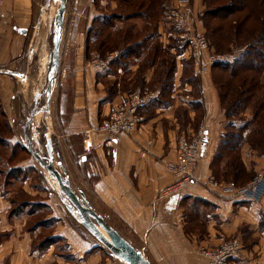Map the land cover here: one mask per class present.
Wrapping results in <instances>:
<instances>
[{"label": "crops", "instance_id": "0c3cea01", "mask_svg": "<svg viewBox=\"0 0 264 264\" xmlns=\"http://www.w3.org/2000/svg\"><path fill=\"white\" fill-rule=\"evenodd\" d=\"M76 3L81 6L84 0H76ZM39 5L38 0H2L0 5V104L8 117L16 116L13 106L20 94L17 89L27 79L28 65L22 67L21 62L24 49L33 39L31 28L40 25ZM81 16L76 14L69 25L61 53L55 95L58 126L56 131L53 130L54 159L60 160L68 178L73 176V169L74 174L77 171L82 176L90 191L86 192L85 200L89 201L88 195L96 204L95 209L92 202H88L91 208L101 212L104 219L141 250L151 264H208L209 260L200 250L215 248L229 238L238 240L241 246L239 257L230 264H254L264 252V227L259 230V209L264 210V206L243 196L231 198L210 183V163L226 123L211 66L202 74L198 73L196 64L193 69L200 87L197 99L203 106L200 124L207 134L195 176L182 195L163 198L160 192L171 181L165 162L174 157L177 140L185 135V132L178 134L175 105L162 107L157 103L146 110L143 108L146 121L131 133L109 138L95 130L107 118L111 106L127 91L120 81L124 71L117 69L120 74L109 92L102 77L116 78L110 72L113 66L110 63L105 70L92 66L91 60L95 56L93 52H87L85 33L80 29L85 18ZM90 17L87 20L91 22L94 16ZM137 21L141 23L143 19ZM160 31L157 29L155 41H164L165 33L162 30L160 34ZM44 53L40 59L43 67L46 65ZM175 58L173 79L181 82V61L187 59V53L179 52ZM155 67L152 65L147 69L146 82L150 81L148 76ZM130 68L135 69L133 65ZM182 83L186 84V81L182 80ZM65 86L70 87L68 93ZM189 90L191 85L187 82ZM189 114L194 116L192 111ZM257 158L264 164V158ZM184 196L199 197L212 204L211 213L200 218L204 230L199 237L187 233V204L181 199ZM10 206L7 193L0 187V264H64V258L53 255L50 249L33 250L36 233L26 228L27 222L21 215L11 213ZM62 235L67 236L66 233ZM76 241V246L69 243L76 251L78 264H121L111 254L106 256L93 251L94 244L89 241Z\"/></svg>", "mask_w": 264, "mask_h": 264}, {"label": "rangeland", "instance_id": "374dc122", "mask_svg": "<svg viewBox=\"0 0 264 264\" xmlns=\"http://www.w3.org/2000/svg\"><path fill=\"white\" fill-rule=\"evenodd\" d=\"M38 1L40 4V25L36 28H31L33 39L31 44L23 51L21 63L22 67H24L23 64L28 65L26 68L27 79L24 84L19 85V89H17V92H20V94L18 101L14 103L13 106V112L16 116L8 117L3 112L0 104V187L4 193H7L11 205L10 211L14 210L15 212L12 214L21 215L27 222L26 228L31 230L32 233H36L33 238V250L42 252L50 249L53 255L64 258V264H78L76 251H74V247L71 246L69 242H73L76 246L78 244L76 240L89 241L91 245L94 244L93 251L106 256H109L110 252L79 223L75 212L72 214L65 208L64 203L58 195L59 189L57 182H55V178L51 177L49 172L29 152L23 131V126L31 110L33 108L44 109L46 105L47 95L44 91L49 75V66L51 64L53 20L60 0ZM180 1L184 0H128V2L123 3H118L114 0H84L81 6L76 3V0L66 1L61 42L59 45L58 72L56 78L53 79L52 82V93L48 105L49 110L45 108L43 112H38L39 115L36 117L37 113L26 128V133L31 139L34 151L38 152L43 159H46L45 134L49 136L52 142L54 141L53 130L55 129L56 131L58 126L55 114V95L59 82L58 74L61 53L64 46V38L75 15L81 14V17L85 18L80 24V29L82 33L85 34L90 27H94L95 30L99 29V23H97L99 20L92 23V21L90 22L87 20L90 16H99L100 19V17L104 15H121L122 19L116 20L113 28H103L101 35H97L96 41H91L90 50L93 51L95 57L102 60H105L114 52H116L115 57H117L118 51L113 49V43L114 41H120L121 34H124L125 30L130 31V42L143 39L144 36L152 32L153 29L155 31L161 29L160 34H162V30L164 31L163 34L165 33L166 36L163 37L164 41L162 39L155 41L153 37L149 38L145 40L144 51L138 58L127 59L128 63H131L130 65H133L135 69L128 68L129 70H124L122 78H120L121 86L126 89V93H130L135 88H142L141 90L143 93H155V97L143 107L146 110L157 104L156 101L160 99L158 88L166 77L167 68L172 64V61L176 62V58L171 51L176 52V54L179 53L176 47L177 37L173 38L170 34L175 33L176 28H174L173 25L170 26L167 20L171 10L178 7ZM186 1L187 5L192 8L195 30H200L209 41V51L224 56V60L219 62L232 63L234 58L240 57L246 49L247 44H249L253 38L257 35H263L264 38V0H216L212 3H207V0H197V3L195 0ZM237 2H239V4H237ZM142 3H144V6L140 7ZM221 6L222 8L223 6H227L229 9V12H227L225 16L209 12L210 10L215 11V9ZM77 9H80V11H77ZM137 12H144L145 14L150 12L152 20H143V22H141L142 24L139 21L136 23V20L139 18L135 16L138 14ZM222 12L225 11L221 10L219 14H222ZM125 15L135 17L124 19ZM154 25H156L155 28L153 27ZM205 25L207 26L205 27ZM109 31H111V38L108 41L107 34ZM167 31L169 33H167ZM161 37L162 36L159 38ZM211 37L217 41L218 51L210 44L212 41ZM169 42L170 44H175L173 50L167 48ZM156 48L157 50L154 52ZM237 48H242L243 50L236 53L235 50ZM95 49L98 50L97 53ZM41 53H44L46 56V65L44 67L40 61ZM113 60L109 61L107 66ZM152 65L156 67L152 75L148 76V78L150 77V81L144 83L145 86L142 85L143 87H141L139 78L143 76L145 79V76L149 74L147 73L149 71H147V69ZM182 66L183 70L180 74L181 82H174L172 77L170 88L164 93V106L175 105V123L177 125V131H180L178 134L181 135L182 132H185L184 134L187 135V137H191V135L198 133V129L201 126L200 122L203 116V108L197 106L198 103L196 101H198L197 98L200 96L196 86L188 82L191 85V90L187 91V81L186 84L182 83V80H184L187 75L189 76L191 74V65L184 62ZM20 71L22 74L24 73L23 70ZM110 72H112L116 78L108 80L106 77H102L107 90L114 88L113 86L116 84V79L120 74L115 67H112ZM214 72L217 74L216 77L221 80L220 82L225 83L222 87L216 88L218 96L220 94L221 97V93L224 94L225 91L227 93L229 91L226 100L219 98V102L220 99L222 100L220 102V107L222 113H224L227 112L226 109H228V100L235 97L237 81H228L227 74H225L224 71L215 70ZM253 76L255 78L254 80H256L254 96L250 99L248 98L249 100L244 103L241 102L240 108H232V114L229 115L228 118L225 116L226 123L223 133L226 132L227 127V131H235L238 135V138L234 136L238 140V147L219 161L220 168L224 166L229 157L242 163L243 171L235 184L231 182V177L227 178V182H223V179L217 180L218 182L234 185L239 188L245 186L258 174H261L264 178L263 160L257 158H264V108L263 110H259L258 113H256L257 110L255 108L256 101L264 96V68L263 72L259 74L246 73L244 77H247L248 80ZM128 78L131 79L128 81ZM20 81L22 80L20 79ZM226 84H229L230 88H226ZM64 88L66 93L70 91V87L65 86ZM37 93H39V98L35 100V96L38 95ZM23 95L25 98H23ZM187 97H189L190 100H187ZM165 101L167 102L165 103ZM191 111L194 112V116L192 115L193 118L189 114ZM239 135H241V137ZM204 136L206 137L207 134L204 133ZM33 138H37L38 141L33 140ZM215 152L216 150L214 154ZM53 161L55 167L62 171L61 167L56 166V162L60 160L55 157ZM62 167L64 168L63 165ZM72 172L73 176H69L72 189L78 195L79 192H82L85 196L86 192H90L87 183L84 182V179L77 171L74 174L75 169H73ZM65 175L67 174L65 173ZM86 198L89 200L88 202H92H90L94 205L92 207L96 209L93 197H88L87 195ZM193 202L194 201L190 199L185 203L187 204V233L190 234L192 232L199 237L204 230L203 222L200 221V218L202 219L203 216L211 213L213 209L212 204L209 202L206 204L195 202L194 208L196 211L194 213L191 205ZM252 202L260 203L264 206V184L258 198L252 199ZM97 208L100 209L99 207ZM92 209L95 210L94 208ZM259 212V222L261 225L259 230L262 231L264 227V210L259 209ZM114 222L115 221H113V224ZM65 233L67 235L66 237L62 235ZM228 240H234L240 244V242L234 238H229L227 241ZM111 258L113 259V257ZM52 264L56 263L53 262ZM121 264L125 263L121 262Z\"/></svg>", "mask_w": 264, "mask_h": 264}, {"label": "built area", "instance_id": "2783aa9c", "mask_svg": "<svg viewBox=\"0 0 264 264\" xmlns=\"http://www.w3.org/2000/svg\"><path fill=\"white\" fill-rule=\"evenodd\" d=\"M1 4L2 0H0ZM168 24L176 28V32L170 34L173 38L177 37V49L179 52L187 53V57H190L197 65L199 74L206 72L212 64L224 60L223 55L209 51L208 39L200 30H195L192 8L187 5L186 0L180 1L179 6L171 10L168 15ZM242 50L237 48L235 52ZM115 55L116 52L111 53L105 60L94 57L91 64L97 70H105L107 63L113 60ZM154 97L155 93H143L140 88H135L111 106L107 118L102 120L95 130L106 134L109 138L137 130L146 121L143 107ZM204 133L205 129L201 125L197 134L191 137L182 135L177 140L174 157L165 162V169L171 175V181L160 192L163 198L182 195L185 186L192 182L201 158L200 149L206 138ZM210 183L220 187L231 198L243 196L252 201L258 198L264 178L258 174L240 188L218 182L213 178L210 179ZM240 251L241 246L238 242L228 240L215 248H202L200 253L209 260L208 264H230L234 258L239 257ZM254 264H264V252L259 254Z\"/></svg>", "mask_w": 264, "mask_h": 264}, {"label": "trees", "instance_id": "16d2710c", "mask_svg": "<svg viewBox=\"0 0 264 264\" xmlns=\"http://www.w3.org/2000/svg\"><path fill=\"white\" fill-rule=\"evenodd\" d=\"M114 1H116L118 3L128 2V0H114ZM213 1H216V0H207V3H212ZM237 1H241V0H237ZM237 4H239V2H237ZM142 6H144V3H142L140 5V7H142ZM239 9H241V8H239ZM221 10H224L225 12H222V14H219V12ZM209 12L217 13L220 16H225L226 13L229 12V9L227 6H223V8L221 6L220 8L215 9V11L210 10ZM137 13L138 14L135 16L142 18L144 21L152 20L150 12H147V14H145L144 12H137ZM205 14H206V12H205ZM131 15H133V14H131ZM135 16L125 15L124 19H129L130 17H135ZM121 19H122L121 15L117 16V14L116 15H112V14L104 15V16L100 17V19H99V16L94 17L92 19V23H95L97 20H99L97 22V23H99V29L95 30L94 27H90L87 30V32L85 34V36H86L85 44L87 47V52H93L90 50L91 41H96L97 35L98 34L101 35L103 28H105V29L113 28L115 26L116 20H121ZM203 20H204V17H203ZM206 26L207 25H205V27ZM153 27L155 28L156 25H154ZM156 32H157V30L155 31L153 29L152 32L147 33L143 39L130 42V38H131L130 31L125 30L124 34H121L122 36H121V39H119L120 41H114V43H113V49H116L118 51V54H117V57H115L114 60L111 62V65L113 67H115L116 69H118V68L121 69L122 71L127 70L131 64V63H128L127 59L138 58L141 55V53L144 51L145 40H148L149 38H152V37L154 38L157 35ZM107 38L109 41L111 38V31L108 32ZM211 39L214 43L211 41L210 44H212V46L215 47L216 51H218L219 49H218L217 41L214 40L213 37H211ZM174 47H175V44H172V43L170 44V42L167 45V48H169L171 50H173ZM156 50H157V48L154 49V52H156ZM95 52L97 53L98 50L95 49ZM171 52L174 54V56H176L178 54V53L176 54V52H173V51H171ZM184 62L191 65V67H190L191 74L189 76L187 75V77L184 79V81L190 82V84L193 83V85L196 86V89L199 92V96H200L199 81L197 80V74L193 71L195 63L190 57H187V59L182 60L183 64H184ZM175 68H176V62L172 61V64L169 66V68H167V73L165 75L166 77L163 79V82H161V85L158 88L160 99H158L157 100L158 102L156 101V103H158L159 105L161 104L160 106H164V97H165L164 93L170 88V83H171V79L173 77V73L175 71ZM263 68H264V38H263V35H257L255 38H253V40L250 41L249 44H247L246 49L240 55V57L234 58L232 63L231 62H216V63L211 65L210 69L212 70L213 83L216 86V88L222 87L223 85H225V83L220 82L221 80L216 77L217 74L214 72L215 70L224 71L225 74H227L228 81H231V80L237 81V86L235 89V91H236L235 97H232L229 100L227 99L229 101L227 103L228 109H226L227 112H224V114L227 118L229 117V115L232 114V112H231L232 108L233 109L240 108L239 106H240L241 102L244 103V102L248 101L251 97L254 96L255 87H256V80H254L255 79L254 76L247 80V77H244L245 74L246 73L259 74V73L263 72ZM139 80H140V86L141 87H143L142 85H144V83H148L145 81L143 76H142V78H139ZM226 88H230L229 84H226ZM109 92H110V90H109ZM228 95H229V91H228V93L225 91L224 94L221 93V97L219 94V98L226 100ZM240 95H241V97H240ZM221 101L222 100L220 99V102ZM166 102L167 101H165V103ZM196 102L198 103L197 106H200L203 108L202 103L200 101H196ZM255 108L257 110L256 113H258L259 110H263V108H264V96L256 101ZM227 129H228V127H227ZM227 129H226V132L223 133V135L221 136L219 144H218L217 149H216V152L213 155L212 161L210 163V171H211V175H212L213 179H215L216 181L223 179V182H227L228 181L227 178L231 177V182L235 184L239 178V175L243 171L242 163L238 162V160L235 161V160L231 159L232 157H229L227 159V161L225 162L224 166L222 168H220V162H219L220 159L227 156L229 154V152H233L238 147V140L234 137V136H236L238 138L237 133L235 131L229 132V131H227ZM239 136L241 137V135H239ZM181 199L183 201H185V203L190 199H192L194 201L193 204H191L194 213L196 211L194 208L195 202H199V203H203V204L208 203L206 200L199 198V197L184 196ZM11 213H15L14 210L11 211Z\"/></svg>", "mask_w": 264, "mask_h": 264}, {"label": "water", "instance_id": "95a60500", "mask_svg": "<svg viewBox=\"0 0 264 264\" xmlns=\"http://www.w3.org/2000/svg\"><path fill=\"white\" fill-rule=\"evenodd\" d=\"M67 0H60L59 6L57 8L56 14L53 20V38H52V52H51V64L49 66V75L47 79V84L45 87V94L47 95V101L45 108L49 110V102L50 96L52 93V82L53 79L56 78L58 72L59 65V45L61 42L62 35V26H63V16L65 12ZM10 74L21 75L18 72H9ZM38 95L35 96V100H37ZM36 102V101H35ZM43 108L35 109L33 108L26 119V122L23 126L24 137L27 143V149L34 156L35 159L49 172L50 176L55 178L58 183L59 189V197L61 201L64 203L65 208L70 211L72 214L75 212L76 217L78 218L79 223L96 239L98 240L110 254L120 260L125 264H151L149 259L145 256V254L135 248L132 244L128 242L115 228H113L104 217L97 213L95 210L91 208L88 202L85 200V196L82 192H79V195L72 189L70 185V181L67 175H65V170L62 167L61 162H56V166L61 167L60 171L55 167L54 164V155H53V145L52 141L46 136V152L47 158L43 159V157L36 151L33 150L31 139L26 133V128L29 123L32 122L33 117L37 112H43ZM47 110V111H48ZM45 111V112H47ZM37 133V130H36ZM33 140L38 141L37 138H33ZM101 228V230L98 229Z\"/></svg>", "mask_w": 264, "mask_h": 264}, {"label": "bare ground", "instance_id": "6f19581e", "mask_svg": "<svg viewBox=\"0 0 264 264\" xmlns=\"http://www.w3.org/2000/svg\"><path fill=\"white\" fill-rule=\"evenodd\" d=\"M38 98H39V96H38ZM38 98H37V99H38ZM37 113H38V112H37ZM37 113H36V114H37ZM39 113H40V112H39ZM39 113L36 115V117L39 115ZM42 115H43V114H42ZM55 182H57V181H55ZM57 185H58V183H57ZM75 215H76V214H75ZM77 219H78V218H77ZM98 229L101 230L100 227H98ZM101 231H102V230H101Z\"/></svg>", "mask_w": 264, "mask_h": 264}]
</instances>
